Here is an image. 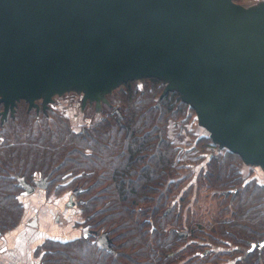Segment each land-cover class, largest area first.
Wrapping results in <instances>:
<instances>
[{"label": "trees", "instance_id": "16d2710c", "mask_svg": "<svg viewBox=\"0 0 264 264\" xmlns=\"http://www.w3.org/2000/svg\"><path fill=\"white\" fill-rule=\"evenodd\" d=\"M164 85L157 77L122 82L101 102L105 116L80 130L49 104L43 109L40 99L38 109L21 99L13 113L0 114V232L16 227L22 217L17 178L33 182L37 174L47 177L45 189L54 182L84 188L75 196L77 210L92 231L88 237H46L37 247L39 264H173L170 259L193 244L203 248L199 256L215 247L223 251L220 245L234 244L238 251L245 245L232 264H264V246L260 254L255 248L245 253L249 241L264 237V181L253 175V166L242 173L240 156L218 148L206 134L196 138L195 147L215 150L197 176L212 193L227 198L232 213L208 230L201 224L184 227L190 216H183L176 202L189 184L181 185V145L166 130L171 120L184 124L195 111L176 90L160 97ZM233 188V194L221 192ZM173 192H179L174 200ZM100 232L111 239V250L96 244Z\"/></svg>", "mask_w": 264, "mask_h": 264}, {"label": "water", "instance_id": "95a60500", "mask_svg": "<svg viewBox=\"0 0 264 264\" xmlns=\"http://www.w3.org/2000/svg\"><path fill=\"white\" fill-rule=\"evenodd\" d=\"M143 77L162 79L160 97L176 90L218 148L264 172V0H0L2 117L21 99L44 109L70 90L98 108ZM17 181L21 195L48 184ZM83 190L73 188L66 204ZM81 234H92L88 223ZM95 242L111 250L106 232ZM263 246L264 237L249 241L245 253Z\"/></svg>", "mask_w": 264, "mask_h": 264}, {"label": "rangeland", "instance_id": "374dc122", "mask_svg": "<svg viewBox=\"0 0 264 264\" xmlns=\"http://www.w3.org/2000/svg\"><path fill=\"white\" fill-rule=\"evenodd\" d=\"M236 1L244 6H249L261 0ZM81 98L82 93L70 90L52 96L49 106L53 107L55 110H59L61 114L68 119L73 129L80 130L84 126H90L93 121L100 120L106 114V112L99 110L101 106L98 108L94 106L93 108L92 102L88 100L82 105ZM112 111L113 108L110 112ZM189 118L190 119L184 124H181L179 121L173 122L171 120L172 122L170 121L166 130L168 136L174 138L175 143L181 145L182 153L179 157L183 166H189V168L183 167V169H181V173L184 175L181 185L184 183L186 185L189 184L185 186L187 192L185 191L186 194L183 199L176 203L180 204L179 207H181L183 216H185V214L190 216V219L185 222L184 227L198 228L201 224L202 227L208 230L211 225H215L219 218H230L232 208L227 209L225 207L227 198L223 197L221 194L212 193V190L202 182L200 175L197 176L199 170L202 172L205 171V169L201 167L205 164L207 155L210 152H214L215 149L207 146V148L202 151L200 148L195 147L196 138L203 134L209 135V132L203 125L199 124L195 113L191 114ZM243 166V169H241L242 173L245 172L247 167L252 165L243 161ZM253 175L264 181V172L260 168H258V171L254 169ZM38 177L39 175L36 174L35 178ZM67 179L68 178L63 181ZM72 189L63 188L61 185H57V183L54 182L47 189H36L28 196L20 197L24 203L23 210L27 213V222L24 224L26 231L22 238L20 235H17L12 244L7 246L8 250H6V253L9 254L8 264H39L40 252L37 247L43 239L51 236L69 238L74 235L67 232L69 229H75L74 231H76V234L80 233L81 226L84 225L83 222L85 219L80 212L77 211V203L70 206L66 205ZM175 194L176 192H173L171 198H173ZM178 195L179 192L176 194L175 198ZM73 199L75 201L78 200L75 197ZM170 201L171 199L167 202V205H170ZM31 221L35 224L29 225L28 222ZM197 234L200 235V233L196 231V235ZM40 235H43L44 238L41 239ZM2 237L4 240V235H2ZM244 246L241 247L242 250L245 248ZM219 247H221L223 251L216 252L217 250H215V247L214 250H212V248L210 249V254L199 256L203 248L193 244L188 250L180 249L170 260L174 262L173 264H232L237 257H240L242 252V250H236V245L234 244L228 246L220 245ZM205 248H207V246H205ZM214 252L216 253L214 254ZM7 260L4 261V264H7Z\"/></svg>", "mask_w": 264, "mask_h": 264}, {"label": "crops", "instance_id": "0c3cea01", "mask_svg": "<svg viewBox=\"0 0 264 264\" xmlns=\"http://www.w3.org/2000/svg\"><path fill=\"white\" fill-rule=\"evenodd\" d=\"M258 171V169H256ZM25 197V196H24ZM26 217H27V213L23 210V215L21 217V219L19 220L18 224L16 227L12 228L11 230L7 231L4 234V240L1 237L0 238V264H4V261L7 260V264L9 261V254L6 253L8 250V245L12 244V242L14 241V239L17 237V235H20L21 238L24 234V232L26 231V227H25V223L26 221ZM76 228V227H75ZM75 230V229H74ZM73 229H69L67 232H69V234H74L71 237L77 236L76 231H74ZM40 238L43 239V235H40Z\"/></svg>", "mask_w": 264, "mask_h": 264}, {"label": "flooded vegetation", "instance_id": "af4514ba", "mask_svg": "<svg viewBox=\"0 0 264 264\" xmlns=\"http://www.w3.org/2000/svg\"><path fill=\"white\" fill-rule=\"evenodd\" d=\"M49 104V103H48ZM36 108V107H35ZM36 109H38V107L36 108ZM38 178H40V177H38ZM38 178H36V179H38Z\"/></svg>", "mask_w": 264, "mask_h": 264}]
</instances>
